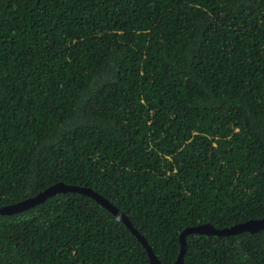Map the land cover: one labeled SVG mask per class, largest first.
Listing matches in <instances>:
<instances>
[{"label":"trees","instance_id":"1","mask_svg":"<svg viewBox=\"0 0 264 264\" xmlns=\"http://www.w3.org/2000/svg\"><path fill=\"white\" fill-rule=\"evenodd\" d=\"M91 187L161 264L264 218V0H0V206ZM0 264H150L91 197L0 214ZM183 264H264V230Z\"/></svg>","mask_w":264,"mask_h":264},{"label":"water","instance_id":"2","mask_svg":"<svg viewBox=\"0 0 264 264\" xmlns=\"http://www.w3.org/2000/svg\"><path fill=\"white\" fill-rule=\"evenodd\" d=\"M57 192H78L94 199L97 203H99L101 206H103L105 209L109 210L112 214H114L117 218H119L125 224V226L131 231V233L141 242V244L143 245V247L147 252V256L150 264H161L158 258L154 255L153 251L151 250L145 238L132 225L127 215L124 212H122L120 209H118L115 205L110 203L108 199H106L104 196L97 193L91 187L88 186L71 185L59 181L54 184H51L49 187H47L46 189L37 193L34 196L28 197L26 199L17 201L12 204L0 206V214L18 213L39 202L44 201L48 196H51ZM259 230H264V218L249 219L245 222H241L238 224H234L230 227H224V228H215L213 225L209 223L199 224L195 226H188L182 230L179 236V240H180L179 253L177 255L176 260L172 264H183V256L185 251V235L188 233L196 232L199 234H210V235H230V234L240 233L243 231H249L254 233Z\"/></svg>","mask_w":264,"mask_h":264}]
</instances>
